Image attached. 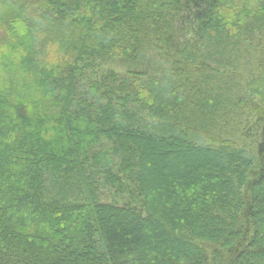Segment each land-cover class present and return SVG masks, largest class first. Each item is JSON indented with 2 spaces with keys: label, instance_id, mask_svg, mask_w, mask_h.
Returning a JSON list of instances; mask_svg holds the SVG:
<instances>
[{
  "label": "trees",
  "instance_id": "obj_1",
  "mask_svg": "<svg viewBox=\"0 0 264 264\" xmlns=\"http://www.w3.org/2000/svg\"><path fill=\"white\" fill-rule=\"evenodd\" d=\"M249 1L0 0V264H264Z\"/></svg>",
  "mask_w": 264,
  "mask_h": 264
},
{
  "label": "rangeland",
  "instance_id": "obj_2",
  "mask_svg": "<svg viewBox=\"0 0 264 264\" xmlns=\"http://www.w3.org/2000/svg\"><path fill=\"white\" fill-rule=\"evenodd\" d=\"M254 2L255 0H250L249 4L252 5ZM102 68H104L105 70L107 69L108 72L111 71L112 73H114V75L116 74L117 76L119 74L124 73L126 70V66L124 64H110V65L107 64V65H103Z\"/></svg>",
  "mask_w": 264,
  "mask_h": 264
}]
</instances>
